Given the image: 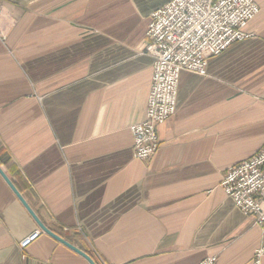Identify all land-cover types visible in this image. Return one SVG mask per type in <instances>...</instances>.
Masks as SVG:
<instances>
[{"label":"crops","instance_id":"1","mask_svg":"<svg viewBox=\"0 0 264 264\" xmlns=\"http://www.w3.org/2000/svg\"><path fill=\"white\" fill-rule=\"evenodd\" d=\"M170 1L0 0V168L96 264H252L264 225L220 184L264 146V0L250 39L206 76L182 72L160 148L140 160L130 128L152 85L146 31ZM0 264L90 263L0 174Z\"/></svg>","mask_w":264,"mask_h":264},{"label":"built area","instance_id":"2","mask_svg":"<svg viewBox=\"0 0 264 264\" xmlns=\"http://www.w3.org/2000/svg\"><path fill=\"white\" fill-rule=\"evenodd\" d=\"M260 13L254 0H171L150 15L145 53L152 57L153 77L146 120L133 125V156L151 159L159 150L158 127L177 112L182 72L206 76L211 58L253 35L246 27ZM221 188L238 210L264 225V146L253 157L228 169ZM41 231L20 242L24 251ZM206 258L198 264H214ZM252 264H264V246Z\"/></svg>","mask_w":264,"mask_h":264},{"label":"water","instance_id":"3","mask_svg":"<svg viewBox=\"0 0 264 264\" xmlns=\"http://www.w3.org/2000/svg\"><path fill=\"white\" fill-rule=\"evenodd\" d=\"M0 174L2 175V177L5 179V181L8 183V185L10 186V188L12 189V191L15 193V195L18 197V199L22 202V204L24 205V207L29 211V213L33 216V218L36 220V222L38 223L39 227L48 235H50L51 237L55 238L56 240H58L59 242L63 243L64 245H66L67 247H69L70 249H72L73 251H75L76 253H78L79 255H81L82 257H84L90 264H96L94 262V260L86 253L82 252L81 250L77 249L76 247H74L73 245H71L70 243H68L67 241H65L64 239H62L61 237L57 236L56 234H54L52 231H50L49 229H47L36 217L35 213L33 212V210L29 207V205L26 203V201L24 200V198L21 196V194L18 192V190L16 189V187L14 186V184L11 182V180L7 177V175L3 172V170L0 168Z\"/></svg>","mask_w":264,"mask_h":264}]
</instances>
